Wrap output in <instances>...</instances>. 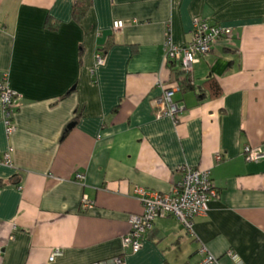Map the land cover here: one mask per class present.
<instances>
[{
	"label": "crops",
	"instance_id": "0c3cea01",
	"mask_svg": "<svg viewBox=\"0 0 264 264\" xmlns=\"http://www.w3.org/2000/svg\"><path fill=\"white\" fill-rule=\"evenodd\" d=\"M75 2L0 0V78L19 93L11 134L0 99V264H195L202 248L264 264V156L244 150L264 154V0H92L79 19ZM196 17L232 33L175 93L178 117L161 116L154 100L178 83L167 37L187 44ZM183 165L209 170L218 197L192 231L160 217L124 253L135 189L169 193Z\"/></svg>",
	"mask_w": 264,
	"mask_h": 264
},
{
	"label": "built area",
	"instance_id": "2783aa9c",
	"mask_svg": "<svg viewBox=\"0 0 264 264\" xmlns=\"http://www.w3.org/2000/svg\"><path fill=\"white\" fill-rule=\"evenodd\" d=\"M115 29H121L125 26V21L118 19L113 23ZM232 33V27L211 23L208 19L196 17L193 20V28L190 32V39L185 45H178L172 41L171 36L167 37L165 43V62L167 65L175 63L187 73H191L193 66L204 55L212 51L216 41L220 38L229 36ZM97 63H102L104 54L102 51L96 54ZM180 90L178 83L163 87L162 94L154 100L157 105L159 115H169L176 119L179 112L184 109L174 95ZM19 93L10 86L7 76L0 78V99L4 109V124L7 134H11L15 129L14 114L19 106ZM245 155L248 160L258 161L264 154L259 148L245 147ZM222 154H217V160L222 159ZM10 163L9 156L3 161ZM182 177L175 182L169 193H161L156 190L137 187L135 189L143 210L139 214H132L129 219L130 229L123 236L122 243L124 253L138 251L142 247L143 238L149 232L157 218L173 216L177 218L187 229L192 231L193 220L197 215L203 214L207 209V202L211 198L218 197L219 193L214 185L209 170L193 168L183 165L180 168ZM77 178L83 179L81 174ZM88 199L82 201V206L91 207ZM202 257L195 264H221L218 257L201 249ZM61 254L60 249H56L52 256L53 260ZM227 255L236 264H241V258L232 250ZM117 264L123 263V258L118 256L114 258ZM99 264V263H95Z\"/></svg>",
	"mask_w": 264,
	"mask_h": 264
},
{
	"label": "trees",
	"instance_id": "16d2710c",
	"mask_svg": "<svg viewBox=\"0 0 264 264\" xmlns=\"http://www.w3.org/2000/svg\"><path fill=\"white\" fill-rule=\"evenodd\" d=\"M92 0H76L73 6V16L76 19L82 18L89 7L91 6ZM169 66L174 80H176L181 90H187L193 87L192 77L190 73L185 72L180 68L179 65L172 63ZM66 134V132H65ZM4 185V182L0 179V187Z\"/></svg>",
	"mask_w": 264,
	"mask_h": 264
},
{
	"label": "water",
	"instance_id": "95a60500",
	"mask_svg": "<svg viewBox=\"0 0 264 264\" xmlns=\"http://www.w3.org/2000/svg\"><path fill=\"white\" fill-rule=\"evenodd\" d=\"M73 124H74V123H71V124H70V127L73 126Z\"/></svg>",
	"mask_w": 264,
	"mask_h": 264
}]
</instances>
